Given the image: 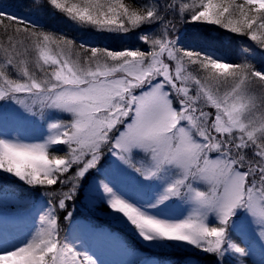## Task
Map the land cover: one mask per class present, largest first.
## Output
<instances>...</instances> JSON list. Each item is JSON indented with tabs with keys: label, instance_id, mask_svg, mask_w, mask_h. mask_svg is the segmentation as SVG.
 Returning a JSON list of instances; mask_svg holds the SVG:
<instances>
[{
	"label": "snow or ice",
	"instance_id": "1",
	"mask_svg": "<svg viewBox=\"0 0 264 264\" xmlns=\"http://www.w3.org/2000/svg\"><path fill=\"white\" fill-rule=\"evenodd\" d=\"M17 6H46L132 44L110 50L76 41L0 4V194L30 205L21 218L36 213L17 241L0 212V264H157L106 261L64 232L71 221L125 257L138 254L115 234L77 222L83 185L146 250L191 247L212 264H249L251 246L234 236L250 232L264 252V0ZM225 37L255 44L237 50ZM9 118L47 132L28 142L12 135ZM174 207L187 215L174 216Z\"/></svg>",
	"mask_w": 264,
	"mask_h": 264
},
{
	"label": "rangeland",
	"instance_id": "2",
	"mask_svg": "<svg viewBox=\"0 0 264 264\" xmlns=\"http://www.w3.org/2000/svg\"><path fill=\"white\" fill-rule=\"evenodd\" d=\"M18 3H15V0H5L1 2L0 4H3L6 11L9 12H16L18 15H26L29 16L31 19H40L43 20V17L39 16L37 14V7H18L17 5L20 4V0H16ZM27 0L25 1V3ZM29 4V3H27ZM44 21V20H43ZM187 27V26H182ZM63 29V28H60ZM87 29H90V31H87L81 38L83 42L86 44L91 43V39H98L102 38L103 41L100 44L92 43L98 46L102 47H108L110 50H121L123 48L130 47L132 44V41L130 39H123L121 38L120 34L115 33H101L94 29H91L87 27ZM64 30V29H63ZM56 32V31H54ZM69 31H60V33L68 34ZM59 33V32H57ZM130 35V34H129ZM214 36L220 35L219 32L215 34L212 33ZM69 38V37H68ZM86 40H90L86 41ZM231 43L235 49L244 48L246 50H251V48L254 46L255 42L250 41L249 38H242L237 37L233 39L232 37H225V44ZM138 47H141V45H137ZM245 57L244 52H239L237 55H233V59L239 61L241 58ZM68 114H63V118H67ZM6 126L8 127L9 131L12 132L13 136L20 135L22 136L26 141L28 142H39V138L41 135L45 134L47 132L46 126H41V124H33V123H17L13 121L11 118L6 122ZM63 147V146H59ZM62 154V153H58ZM67 175V174H66ZM52 188L56 190L59 189V185L57 186H51ZM67 187L63 188V191H67ZM82 198L80 200H77L76 203V212H74V217L77 218L78 214L83 213L86 215L84 218L81 217V220L84 224H91L93 226L97 227V222L100 223L101 219L104 222H109L105 225H102L103 227H100L98 229H103L105 231H108V228L112 230V233L115 234L117 237H119L125 244H127L124 239L123 234L121 231H128L124 229L123 227L114 224L108 217L105 215L103 211L100 210V207L98 205L97 196L98 193L95 192L90 185H83L82 191L80 192ZM38 202H41L39 204L44 203V196L41 197H33ZM0 204H13V206H16L17 204H14L12 202V198L9 196L7 198V203H5V197L0 194ZM7 209V208H6ZM171 213L174 216H181L187 215V212L184 211L183 208L180 207H174L171 210ZM32 217L36 215V213L32 212ZM31 217V218H32ZM107 220V221H106ZM72 224V222H70ZM32 227V220L31 225L29 228ZM77 228V227H76ZM77 231L81 232L80 238L85 241L86 243H91L90 245H93L94 243L98 244V248L101 249V246H111L112 244H102L103 241L100 240L97 236L96 238L92 236V233H89L87 231H84L81 228H77ZM258 232V230H257ZM67 233V232H66ZM70 234V233H69ZM68 234V235H69ZM128 235L127 239L128 242L133 243L137 251V255L134 257H125L123 256L122 259H132L137 261H143V260H152L157 262V264H187L188 259H191V264H212V256L210 254H205L202 251L194 252L191 247L184 248L182 246L178 248H168V249H148L146 250L145 247L139 246V242L132 236V234L128 231L126 233ZM234 240L237 243H240L241 246H251V250L253 252V255L249 258V264H261V261L264 260V252H262L259 243L256 240V237L253 236L250 232L247 236H243L242 234H237L234 236ZM247 241V244L243 243L242 241ZM109 242V241H108ZM129 245V244H127ZM130 246V245H129ZM131 247H134L131 245ZM95 249V248H94ZM111 252H118L117 250H112V248L109 249ZM174 260V261H173Z\"/></svg>",
	"mask_w": 264,
	"mask_h": 264
},
{
	"label": "bare ground",
	"instance_id": "3",
	"mask_svg": "<svg viewBox=\"0 0 264 264\" xmlns=\"http://www.w3.org/2000/svg\"><path fill=\"white\" fill-rule=\"evenodd\" d=\"M41 203V202H39ZM3 205V207H0V212H2L1 210H4L6 208H8L9 206H13V204H0ZM19 205V204H17ZM26 207H30V205H27ZM14 212H12L11 214H9V217H4V220L6 222L7 225V229L10 233V235L15 236L16 240H23L25 238V234L27 232V230L29 229L30 225H31V220H22L21 222L15 224V220L17 219L16 217H12L16 214L21 213L22 208L20 209H16L13 208ZM70 237L72 238H76V243L78 245L83 244L85 247H91L94 249V247L97 249H95L99 254H101L102 258L105 260L106 255L108 254V251L106 250V248H102V251L99 249L98 250V245L96 243H94L93 245H90L91 243H86L85 241H83L80 236H81V232L75 230L74 232L72 231V233L69 234ZM113 261H117V260H113Z\"/></svg>",
	"mask_w": 264,
	"mask_h": 264
},
{
	"label": "trees",
	"instance_id": "4",
	"mask_svg": "<svg viewBox=\"0 0 264 264\" xmlns=\"http://www.w3.org/2000/svg\"><path fill=\"white\" fill-rule=\"evenodd\" d=\"M25 1L26 0H24V2ZM124 2L127 3V4H130V5H135V4H137L139 2V0H124ZM17 3H18V1H17ZM26 3H29L30 4V0H27ZM39 3L43 4L44 3V0H39ZM29 7H33V6H29ZM25 8H27V7H25ZM38 9L42 12V15H44L45 17H47L49 19V20L46 19L47 21H45L48 25L51 23L50 21H53V20H62V21H64V23L70 24L71 25V28L69 29L68 34H66V35L64 34L66 37H69L71 39H74V40L78 41L79 38L83 34H85L87 31H90V29H87V27H78L76 24H73L70 20H68L64 16L56 15L50 9H48L46 6L45 7H40ZM214 33L217 34V32H214ZM97 40L100 43L102 41L101 39H97ZM81 198H82L81 194L78 193V200H80ZM81 214H83V213H81ZM100 220H101V222H104L102 220H105V219H101L100 218ZM66 222L67 221L64 222V227L66 225ZM123 232H124L123 234H125L128 237V235L126 234L128 231H123Z\"/></svg>",
	"mask_w": 264,
	"mask_h": 264
}]
</instances>
